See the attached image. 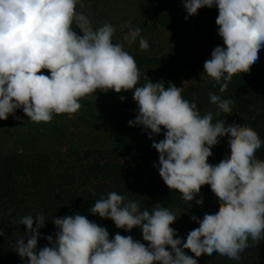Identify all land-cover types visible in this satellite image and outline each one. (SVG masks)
<instances>
[{"label":"clouds","instance_id":"9594fccd","mask_svg":"<svg viewBox=\"0 0 264 264\" xmlns=\"http://www.w3.org/2000/svg\"><path fill=\"white\" fill-rule=\"evenodd\" d=\"M182 2L185 19L201 8H218L224 47L214 48L203 73L223 93L234 75L249 72L258 62L264 48V0ZM77 5L84 7L82 0H0V120L17 109L35 123L51 122L60 114L71 118L82 107L80 100L98 90L132 91L138 112L129 126H142L149 139L165 130L164 138L152 143L163 182L187 203L209 185L219 208L203 219L193 215L199 227L184 241L171 227L177 217L168 208L158 203L141 210L137 201L125 202L112 191L95 201L91 214L111 219L126 232L140 228L147 246L130 235L117 233L110 239L105 227L75 214L54 218L55 236H45L48 246L38 250L46 218L37 214L20 218L27 231L16 239V253L27 264H198L185 250L196 258L218 253L239 261L249 239L256 245L264 240V160L255 157L264 141L246 124L225 126L224 119L213 122L211 111L201 115L196 103L184 99L182 87H165L164 81L153 83L148 77L137 86L141 73L124 46L113 43L114 26L94 28ZM137 38L139 48L148 50L139 27L126 37L130 44ZM45 69L50 75L43 74ZM209 97L218 108L216 116L231 115L234 101L211 92ZM221 137L227 138L230 154L212 165L208 158ZM196 203L203 205V199Z\"/></svg>","mask_w":264,"mask_h":264},{"label":"trees","instance_id":"16d2710c","mask_svg":"<svg viewBox=\"0 0 264 264\" xmlns=\"http://www.w3.org/2000/svg\"><path fill=\"white\" fill-rule=\"evenodd\" d=\"M82 1L94 9L102 7V0ZM123 5H120L121 13L124 12ZM130 5L140 7L134 13V19L143 37L158 27L168 28L188 15L182 0H129ZM113 11L118 9H110L106 14V11L101 12L92 20L93 27L110 23ZM190 17L208 27L216 25L218 8L204 7ZM214 35L213 50L216 46L224 47L218 28L205 30V39L212 41ZM136 43L139 44V38ZM129 54L134 57L141 73L137 86L144 85L148 77L153 83L164 81L165 87L168 84L182 87L184 99L196 103L201 115L211 111L213 122L224 119L225 126L246 124L264 141V65L256 63L249 72L234 75L227 89L221 93L220 85L203 73L204 62L211 57L209 51L196 56L180 52L155 53L139 48ZM210 92L234 101L231 115L221 113L216 116L218 108L211 103ZM80 103L82 107L71 118L60 114L54 115L51 122L34 123L15 138L13 149L0 151V233H3L0 235V264H27V258L21 259L14 247L16 239L27 231L26 226L19 224L25 215L43 214L46 218L45 226L40 229L38 250L48 246L45 236H55L54 218L75 214L84 215L105 227L110 239L117 233L130 235L147 246L140 228L126 232L116 228L111 219L91 214L90 208L95 201L112 191L124 196L125 202L137 201L141 210H151L158 203L168 208L177 217L171 227L184 241L191 230L199 227L191 219L197 211L199 219H203L206 213L218 211V198L209 185L202 186L197 197L187 203L181 193L170 190L163 182L156 167L159 153L152 143L153 140H162L165 130L162 128L159 135L149 139L142 126H129L128 122L134 120L138 112L132 91L103 93L98 90ZM40 136L50 138L53 145L47 148L39 146L37 138ZM219 140L212 148L213 155L208 158L212 165L230 154L227 138ZM255 157L264 160V144L256 151ZM201 198L203 205H198L196 200ZM185 252L197 259L198 264H264V240L256 245L249 239V247L241 253L239 261L218 253L196 258L190 250Z\"/></svg>","mask_w":264,"mask_h":264},{"label":"rangeland","instance_id":"374dc122","mask_svg":"<svg viewBox=\"0 0 264 264\" xmlns=\"http://www.w3.org/2000/svg\"><path fill=\"white\" fill-rule=\"evenodd\" d=\"M83 2V1H82ZM124 4L122 8L124 12H120V5ZM84 4V3H83ZM102 4L101 9L92 8L89 3L84 4L83 8L78 7V12L85 14L93 23V19L102 13L106 14L110 9L116 8L118 11L112 12V19L110 23L116 24L114 28L116 29L113 36V43H120L124 46V49L129 53L138 51L139 44L136 42L129 43L126 37L130 34L132 29L137 28V22L134 17V13L140 8L138 5L135 7L129 6V0H105L100 1ZM102 10V11H98ZM186 16L178 19L168 28H157L153 30L149 35L144 38L149 43V51L160 53V52H173L182 53L188 55H200L204 54L206 51L212 53L213 44L216 36L212 41L205 39V30L215 31L218 25L206 26L202 24L198 19ZM115 22V23H114ZM131 24V28L127 27ZM258 64L264 65V50L261 49L259 52ZM43 74L50 75L48 70H42ZM19 117V119H16ZM67 118L69 116L67 115ZM5 122L6 125L3 126L2 123ZM35 122H32L24 114L22 109H17L14 115H10L7 120H0V151H9L13 149V141L15 138L23 131L26 127H30ZM77 137V135H75ZM37 144L43 148H47L49 145H53L50 138L46 136H40L37 138ZM200 215L199 211L196 213V217ZM203 216V215H201Z\"/></svg>","mask_w":264,"mask_h":264}]
</instances>
